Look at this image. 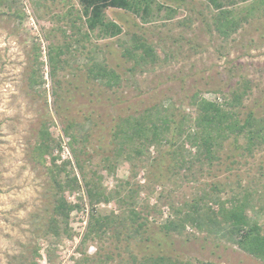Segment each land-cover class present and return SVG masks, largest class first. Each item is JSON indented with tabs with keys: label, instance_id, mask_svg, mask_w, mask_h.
<instances>
[{
	"label": "rangeland",
	"instance_id": "1",
	"mask_svg": "<svg viewBox=\"0 0 264 264\" xmlns=\"http://www.w3.org/2000/svg\"><path fill=\"white\" fill-rule=\"evenodd\" d=\"M70 1L0 2V264H131L125 241L119 242L112 231L101 240L82 241L88 234L91 214L114 212L123 217L125 211L135 208L143 216L149 215L153 225L160 226L172 218V208H182L185 203L205 197L208 206L217 210L215 201L230 199L234 192L242 195L246 190L252 193L248 215L264 225V146L253 154L244 153L230 160L229 141L218 149L213 163L199 155L202 149L180 145L181 160L192 163L178 166L173 178L158 185L147 177L148 167L158 156L154 150L150 156L133 155V160L123 156L113 173L106 170L103 155H95L85 167L87 179L98 172V183L106 195L122 186V196L133 190L134 198L127 202L101 199L92 209L64 126L55 113L57 102L48 62L49 47L71 43L70 50L62 56L65 69L59 71L60 79L85 66L95 52L97 60L125 73L132 63H125L124 47L130 45L132 34L144 35L155 46L160 62L154 69L135 72L134 77L125 73L131 78L122 94L132 103L144 99L164 100V106L173 102L181 105L178 102L185 95L199 92L203 98L223 104L233 87L248 81L251 90L243 108L251 107L264 98V0H221L222 9L205 0H157L176 13L171 19L162 17L145 25L133 15L111 8L107 19H117L125 26L124 32L117 37H101L96 31L92 43L83 42L85 48L75 42L79 28L72 27L76 12L70 11L71 4L72 9L80 10V6L77 0ZM222 11H230L228 16L235 21L234 26L224 29L226 34L217 25ZM22 12L24 19L20 17ZM136 22L143 27L136 26ZM78 24L82 27V22ZM36 47L41 52L37 60ZM92 48L94 53L90 55ZM170 75L173 81L168 79ZM34 76L36 84L31 83ZM182 109L194 118V108L185 105ZM72 110L77 112L74 107ZM44 121L58 145L53 155L56 164L70 160L65 170L74 172L83 187L75 192L66 189L67 201L80 207L72 212L68 227L62 224L59 234L52 231L54 199L47 190L52 182L47 170L51 157L43 165L33 153L36 130ZM235 160L239 163L232 165ZM67 173H62V181ZM66 227L69 231H64ZM178 252L182 259L195 264H264L226 237L189 225L178 236Z\"/></svg>",
	"mask_w": 264,
	"mask_h": 264
},
{
	"label": "trees",
	"instance_id": "2",
	"mask_svg": "<svg viewBox=\"0 0 264 264\" xmlns=\"http://www.w3.org/2000/svg\"><path fill=\"white\" fill-rule=\"evenodd\" d=\"M77 1L80 10L72 9L71 4L70 11L76 12L73 14L72 27L79 28V38L75 42L81 43L83 48L84 41L92 43L93 33L96 31L101 37H117L124 32L125 26L117 19H107V12L111 8L133 15L143 25L162 17L171 19L176 13V10L157 0ZM205 1L218 9L224 7L221 0ZM74 7L76 6L73 5ZM229 14L230 11H222L217 19V25L224 34V29L235 24ZM20 17L24 19L23 12ZM78 22H82V27ZM140 23L136 22V26L142 28ZM71 45L68 43L49 47L48 62L53 96L57 102L54 109L64 126L63 132L69 139L68 145L74 163L81 172L92 209L101 199L108 202L114 198L116 202H127L126 199L134 198V194H131L133 190L130 195L122 196V186L114 194L106 195L105 189L98 183L101 180L98 172L94 171V177L87 179L85 167L95 155H103V160L107 163L106 170L113 173L116 162L123 156L133 160V155L150 156L154 150L158 156L153 158L148 167L147 177L158 185L173 178L178 166L192 163L186 159L181 160L178 148L180 145L181 148L190 144L202 149L199 155L212 163L217 158L218 149L227 141L231 143V151L227 154L230 160L243 157L244 153L253 154L264 146V98L256 100L251 107L243 108L245 98L251 90L248 81L239 82L238 86L233 87L230 97L223 104L209 101L199 92L192 96L185 95V99L178 102L181 105L173 102L164 106V100L145 102L140 98L132 103L122 94L125 83L134 77L135 72L154 69L160 62L155 46L144 35L132 34L130 45L125 46L122 52L125 63H132L126 70L131 73V77H125L126 72L120 73L104 60H97V55H94L97 53L92 48L89 50L90 55L94 54L88 58L85 66L60 79L59 71L65 69L62 56L70 50ZM36 48L37 60L41 52L40 48ZM107 50L110 52L111 49L107 47ZM33 75L36 73L33 72ZM168 79L173 81L175 78L170 75ZM183 80L185 82V78H181ZM31 83H38L35 76L31 78ZM185 105L196 110L194 118L182 109ZM73 107L77 112L73 113ZM50 129L47 121H44L36 130L37 141L33 153L39 164L43 165H47L51 157V165L47 170L52 182L47 190L54 199L52 231L59 234L62 224L68 227L72 212L80 207L79 204L67 201L66 189L75 192L83 187L74 172L67 173L65 170L67 165H71L70 160L64 161L60 166L56 164L57 158L53 155L58 145ZM236 163L239 161L235 160L232 165ZM232 165L228 170L232 169ZM63 172L67 173L65 181L60 179ZM251 198L249 190L242 195L234 192L230 199H218L214 202L217 210L208 206L205 197L194 199L185 203L182 208H172V218H168L160 226L153 225L149 221V215L145 217L135 208L125 211L123 217L114 212L109 215L91 214L88 234L82 241L85 243L92 238L101 240L112 231L119 242L125 241L131 264H195L191 260L182 259L178 252V236L189 225L214 233L216 237H226L244 253L264 262V225L251 220L248 215ZM203 206L207 207L205 211L202 210ZM67 227L64 231H69ZM103 264H107V261Z\"/></svg>",
	"mask_w": 264,
	"mask_h": 264
}]
</instances>
